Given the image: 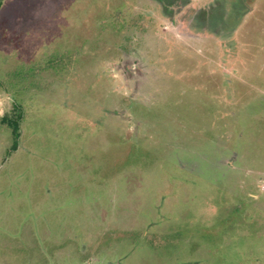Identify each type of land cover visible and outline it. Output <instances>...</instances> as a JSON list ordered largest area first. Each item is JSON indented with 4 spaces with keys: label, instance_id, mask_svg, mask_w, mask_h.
Segmentation results:
<instances>
[{
    "label": "rangeland",
    "instance_id": "obj_1",
    "mask_svg": "<svg viewBox=\"0 0 264 264\" xmlns=\"http://www.w3.org/2000/svg\"><path fill=\"white\" fill-rule=\"evenodd\" d=\"M0 264H264V0H0Z\"/></svg>",
    "mask_w": 264,
    "mask_h": 264
},
{
    "label": "flooded vegetation",
    "instance_id": "obj_2",
    "mask_svg": "<svg viewBox=\"0 0 264 264\" xmlns=\"http://www.w3.org/2000/svg\"><path fill=\"white\" fill-rule=\"evenodd\" d=\"M161 2V1H160ZM212 3V2H211ZM217 2H214L213 3V6H212V9H215L216 8V6L214 5V4H216ZM162 5H163V10L166 12V14H168L169 13V11H171V6H169L170 5V2L169 1H167L166 3L165 2H162ZM207 8H208V6H207ZM202 9H205V12H207V13H209L208 12V10L205 8V7H203ZM211 13V12H210ZM209 13V14H210ZM213 16V18H214V21L215 22H217L216 21V19H217V17H218V15H216V14H213L212 15ZM213 22V21H212ZM219 27H220V25H219Z\"/></svg>",
    "mask_w": 264,
    "mask_h": 264
},
{
    "label": "trees",
    "instance_id": "obj_3",
    "mask_svg": "<svg viewBox=\"0 0 264 264\" xmlns=\"http://www.w3.org/2000/svg\"><path fill=\"white\" fill-rule=\"evenodd\" d=\"M200 14H202V11H201ZM38 66H42V64H40V65H38ZM43 67L47 68L48 66L44 65ZM41 69H42V67H39V68H38L37 70H35V71H34V69H32V70H31L32 72L30 73V74L32 75V78H33L34 80H36L37 84H39L38 82H40L39 79H38V77H39V75H38V70H41ZM5 123H6V122H5ZM15 146H16V145H15ZM15 146L13 147V149L16 148Z\"/></svg>",
    "mask_w": 264,
    "mask_h": 264
}]
</instances>
